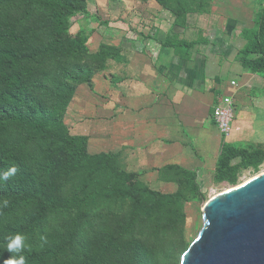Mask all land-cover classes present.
Here are the masks:
<instances>
[{"label": "trees", "instance_id": "trees-1", "mask_svg": "<svg viewBox=\"0 0 264 264\" xmlns=\"http://www.w3.org/2000/svg\"><path fill=\"white\" fill-rule=\"evenodd\" d=\"M259 1L254 29L242 31L246 42L239 63L245 71L264 74V0ZM83 3L0 0V171L17 169L0 182V264L12 255L5 251L6 237L16 232L27 238L26 264H166L169 259L168 248L139 238V216L153 215L149 191L139 189L132 174L114 168L116 154L89 153L87 138L62 124L74 92L71 83L91 87L93 72L77 57L84 42L69 33V19ZM195 44L168 37L163 43L176 50ZM111 50L100 45L96 56L104 63ZM262 162L264 149L222 143L213 179L236 185L241 170L256 171ZM173 170L182 168L167 167ZM58 179L72 180L67 196L54 194ZM109 198L131 200V213L112 223L94 222L96 202Z\"/></svg>", "mask_w": 264, "mask_h": 264}, {"label": "rangeland", "instance_id": "rangeland-1", "mask_svg": "<svg viewBox=\"0 0 264 264\" xmlns=\"http://www.w3.org/2000/svg\"><path fill=\"white\" fill-rule=\"evenodd\" d=\"M163 1L166 7L158 0H84L80 13L69 19V33L71 38L83 40L78 60L91 69L92 78L97 76L101 82V74L106 67L111 70L114 61H123L119 54L122 51L120 42L123 43L122 38L126 35L140 37L142 42L168 37L174 43L196 42L191 49L193 54L200 57L210 55L211 63L205 70L215 86V94H220L221 89L234 92L230 94L236 104L235 129L227 136L218 133L215 148H211L206 155H196L197 163L188 165V169L160 171L157 179L153 171L123 168L118 156L112 164L114 168L132 174V181L139 189L149 191L147 202L152 205L153 215L139 216L138 221L142 224L139 238L148 244L168 248L166 264H179L181 255L202 226V207L206 201L232 186L213 179L220 145L225 143L239 149H264V74L245 71L239 63L241 49L246 42L242 31L249 33L254 29L260 1ZM151 44L148 49L156 51L162 43L156 39ZM100 45L112 48L104 63L96 56ZM249 57L253 58L255 54ZM104 75L112 81L110 73ZM230 80L236 82V87L229 85ZM72 84L74 101L70 98L66 106L68 114L65 112L67 116L62 118V124L68 130L72 129L73 124L72 112L75 108L72 104L78 108L82 96L90 88L84 82ZM69 132L72 134L71 130ZM89 152H92V146ZM263 171L264 162L256 171L243 169L237 184ZM192 173L193 179L190 177ZM55 184L54 194L67 196L72 180L65 182L58 179ZM193 185L197 187L196 190ZM131 210L132 202L129 199H100L95 205L97 215L94 222L112 223L130 214Z\"/></svg>", "mask_w": 264, "mask_h": 264}, {"label": "crops", "instance_id": "crops-1", "mask_svg": "<svg viewBox=\"0 0 264 264\" xmlns=\"http://www.w3.org/2000/svg\"><path fill=\"white\" fill-rule=\"evenodd\" d=\"M156 39L161 46L149 50ZM122 40L123 61H114L111 70L106 67L103 82L92 78L78 108L72 104L69 130L87 138L88 152L92 146L89 153L116 154L125 169L153 171L157 179L168 166L188 169L197 163L196 155L215 148L218 132L212 108L222 94L233 91L221 89L215 94L206 76L210 55L193 54L195 45L176 50L165 47L163 37L142 42L126 35ZM235 126L234 119L232 131Z\"/></svg>", "mask_w": 264, "mask_h": 264}, {"label": "water", "instance_id": "water-1", "mask_svg": "<svg viewBox=\"0 0 264 264\" xmlns=\"http://www.w3.org/2000/svg\"><path fill=\"white\" fill-rule=\"evenodd\" d=\"M179 264H264V171L206 201Z\"/></svg>", "mask_w": 264, "mask_h": 264}, {"label": "built area", "instance_id": "built-area-1", "mask_svg": "<svg viewBox=\"0 0 264 264\" xmlns=\"http://www.w3.org/2000/svg\"><path fill=\"white\" fill-rule=\"evenodd\" d=\"M231 87H236L234 80L229 81ZM236 104L231 94H222L212 108L211 118L217 132L222 136L231 133L234 127Z\"/></svg>", "mask_w": 264, "mask_h": 264}, {"label": "clouds", "instance_id": "clouds-1", "mask_svg": "<svg viewBox=\"0 0 264 264\" xmlns=\"http://www.w3.org/2000/svg\"><path fill=\"white\" fill-rule=\"evenodd\" d=\"M16 167L13 165L7 171H0V182L8 180L16 173ZM3 205L7 206L8 201L4 200ZM26 236L21 232H16L6 237L5 251L12 255L6 257L2 264H26V258L23 255L27 245Z\"/></svg>", "mask_w": 264, "mask_h": 264}, {"label": "bare ground", "instance_id": "bare-ground-1", "mask_svg": "<svg viewBox=\"0 0 264 264\" xmlns=\"http://www.w3.org/2000/svg\"><path fill=\"white\" fill-rule=\"evenodd\" d=\"M229 189V188H228ZM228 189H226V190H228ZM226 190H224V191H226ZM224 191H222V192H224ZM213 197V196H212ZM202 209H203V207H202Z\"/></svg>", "mask_w": 264, "mask_h": 264}]
</instances>
